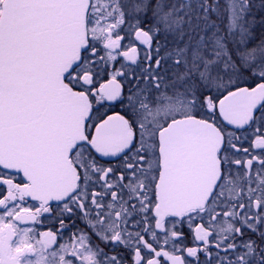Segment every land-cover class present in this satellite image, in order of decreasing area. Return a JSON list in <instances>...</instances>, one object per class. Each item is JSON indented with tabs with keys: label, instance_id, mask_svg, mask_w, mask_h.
<instances>
[{
	"label": "snow or ice",
	"instance_id": "6c2138e0",
	"mask_svg": "<svg viewBox=\"0 0 264 264\" xmlns=\"http://www.w3.org/2000/svg\"><path fill=\"white\" fill-rule=\"evenodd\" d=\"M0 264H264V0H0Z\"/></svg>",
	"mask_w": 264,
	"mask_h": 264
},
{
	"label": "flooded vegetation",
	"instance_id": "af4514ba",
	"mask_svg": "<svg viewBox=\"0 0 264 264\" xmlns=\"http://www.w3.org/2000/svg\"><path fill=\"white\" fill-rule=\"evenodd\" d=\"M31 203V202H30ZM51 224H52V222L51 221H48L47 223H46V226H51Z\"/></svg>",
	"mask_w": 264,
	"mask_h": 264
}]
</instances>
